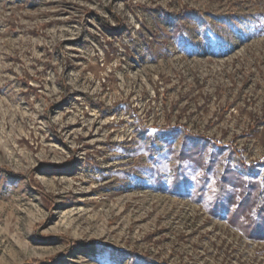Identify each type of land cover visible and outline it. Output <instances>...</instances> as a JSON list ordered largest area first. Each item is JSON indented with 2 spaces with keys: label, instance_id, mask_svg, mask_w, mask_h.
<instances>
[{
  "label": "rangeland",
  "instance_id": "rangeland-1",
  "mask_svg": "<svg viewBox=\"0 0 264 264\" xmlns=\"http://www.w3.org/2000/svg\"><path fill=\"white\" fill-rule=\"evenodd\" d=\"M130 261L264 264V0H0V264Z\"/></svg>",
  "mask_w": 264,
  "mask_h": 264
},
{
  "label": "trees",
  "instance_id": "trees-1",
  "mask_svg": "<svg viewBox=\"0 0 264 264\" xmlns=\"http://www.w3.org/2000/svg\"><path fill=\"white\" fill-rule=\"evenodd\" d=\"M188 11H186L187 13ZM185 13V12H184ZM104 112H108V113H111L112 111L108 108H104L103 106H99ZM185 130V129H184ZM187 133V132H186ZM188 134V133H187ZM187 137V135H186ZM237 160H238V163L240 164V168L243 170V171H250L251 170V165H248L246 163H244V160H242L241 156L238 154V153H234ZM180 166V165H179ZM178 166V167H179ZM14 176V175H13ZM261 195L258 196V201L261 202ZM235 212L239 213H243L244 212V209L241 207V205H238V208L235 210ZM235 218V216H234ZM129 264H132V261H130Z\"/></svg>",
  "mask_w": 264,
  "mask_h": 264
}]
</instances>
